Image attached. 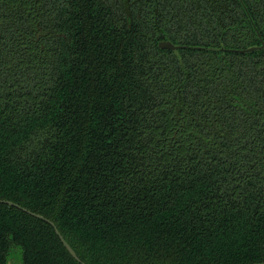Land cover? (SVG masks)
I'll return each mask as SVG.
<instances>
[{"label": "trees", "instance_id": "16d2710c", "mask_svg": "<svg viewBox=\"0 0 264 264\" xmlns=\"http://www.w3.org/2000/svg\"><path fill=\"white\" fill-rule=\"evenodd\" d=\"M261 40L264 0H0V199L86 264L264 262ZM0 264L81 263L0 203Z\"/></svg>", "mask_w": 264, "mask_h": 264}, {"label": "water", "instance_id": "95a60500", "mask_svg": "<svg viewBox=\"0 0 264 264\" xmlns=\"http://www.w3.org/2000/svg\"><path fill=\"white\" fill-rule=\"evenodd\" d=\"M259 35V34H258ZM260 37V35H259ZM158 46L159 48L161 49H170L174 52H176L178 49H181V48H187L188 46H185V45H179V44H174L172 43L171 41H168V40H162L158 43ZM261 48H264V41L261 40V44L259 46H252V47H249V48H246V49H237V50H234L236 52H239V53H245V52H251V51H255L257 49H261ZM0 203H6L8 205H13V206H16L18 208H20L21 210H23L24 212L36 217V218H39V219H42L44 220L45 222H47L48 224H50L56 235L59 237L61 243L63 244V246L65 247V249L68 251V253L79 263L81 264H86L84 263L78 256L77 254L75 253V251L72 249V247L68 244V242L63 238V236L60 234V232L58 231L56 225L54 224L53 221H51L50 219L38 214V213H35V212H32L24 207H21L19 206L18 204L16 203H13L11 201H8V200H2L0 199ZM251 264H264V262H257V263H251Z\"/></svg>", "mask_w": 264, "mask_h": 264}, {"label": "rangeland", "instance_id": "374dc122", "mask_svg": "<svg viewBox=\"0 0 264 264\" xmlns=\"http://www.w3.org/2000/svg\"><path fill=\"white\" fill-rule=\"evenodd\" d=\"M14 254H15L14 252H13V253H11V256H12V255H14Z\"/></svg>", "mask_w": 264, "mask_h": 264}]
</instances>
